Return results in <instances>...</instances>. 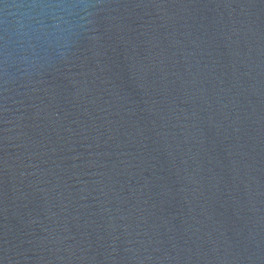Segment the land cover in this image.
Wrapping results in <instances>:
<instances>
[{
	"label": "water",
	"instance_id": "water-1",
	"mask_svg": "<svg viewBox=\"0 0 264 264\" xmlns=\"http://www.w3.org/2000/svg\"><path fill=\"white\" fill-rule=\"evenodd\" d=\"M0 264H264V0H0Z\"/></svg>",
	"mask_w": 264,
	"mask_h": 264
}]
</instances>
